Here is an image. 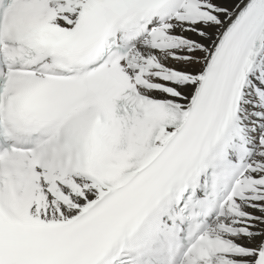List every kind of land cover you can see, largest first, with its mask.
Masks as SVG:
<instances>
[{"label": "snow or ice", "instance_id": "snow-or-ice-1", "mask_svg": "<svg viewBox=\"0 0 264 264\" xmlns=\"http://www.w3.org/2000/svg\"><path fill=\"white\" fill-rule=\"evenodd\" d=\"M0 264H264V0H0Z\"/></svg>", "mask_w": 264, "mask_h": 264}]
</instances>
